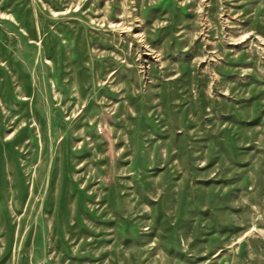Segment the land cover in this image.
Wrapping results in <instances>:
<instances>
[{
  "label": "rangeland",
  "instance_id": "rangeland-1",
  "mask_svg": "<svg viewBox=\"0 0 264 264\" xmlns=\"http://www.w3.org/2000/svg\"><path fill=\"white\" fill-rule=\"evenodd\" d=\"M0 264H264V0H0Z\"/></svg>",
  "mask_w": 264,
  "mask_h": 264
}]
</instances>
